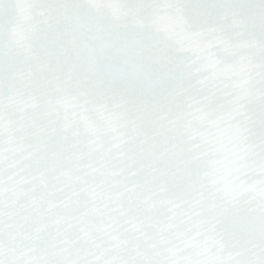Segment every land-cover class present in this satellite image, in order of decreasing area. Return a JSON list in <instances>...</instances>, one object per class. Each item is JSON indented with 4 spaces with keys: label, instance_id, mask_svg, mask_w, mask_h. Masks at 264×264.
Masks as SVG:
<instances>
[{
    "label": "snow or ice",
    "instance_id": "obj_1",
    "mask_svg": "<svg viewBox=\"0 0 264 264\" xmlns=\"http://www.w3.org/2000/svg\"><path fill=\"white\" fill-rule=\"evenodd\" d=\"M0 264H264V0H0Z\"/></svg>",
    "mask_w": 264,
    "mask_h": 264
}]
</instances>
